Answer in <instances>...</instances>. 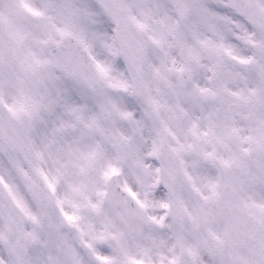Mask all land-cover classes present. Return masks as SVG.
<instances>
[{
  "label": "snow or ice",
  "instance_id": "snow-or-ice-1",
  "mask_svg": "<svg viewBox=\"0 0 264 264\" xmlns=\"http://www.w3.org/2000/svg\"><path fill=\"white\" fill-rule=\"evenodd\" d=\"M0 264H264V0H0Z\"/></svg>",
  "mask_w": 264,
  "mask_h": 264
}]
</instances>
